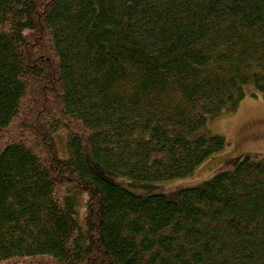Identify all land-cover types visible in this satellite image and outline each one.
Here are the masks:
<instances>
[{"label":"trees","instance_id":"trees-1","mask_svg":"<svg viewBox=\"0 0 264 264\" xmlns=\"http://www.w3.org/2000/svg\"><path fill=\"white\" fill-rule=\"evenodd\" d=\"M247 94L264 0H0V264H264L261 162L174 201L105 176H192Z\"/></svg>","mask_w":264,"mask_h":264},{"label":"rangeland","instance_id":"rangeland-1","mask_svg":"<svg viewBox=\"0 0 264 264\" xmlns=\"http://www.w3.org/2000/svg\"><path fill=\"white\" fill-rule=\"evenodd\" d=\"M203 133L223 136L227 146L209 156L190 177L138 182L108 172L105 176L142 198L160 194L174 201L180 190L200 188L220 173L233 172L245 156L264 165V99L247 94L235 112L208 120Z\"/></svg>","mask_w":264,"mask_h":264}]
</instances>
